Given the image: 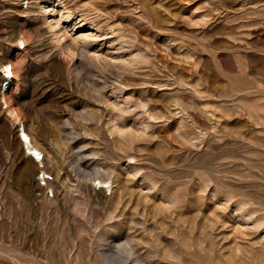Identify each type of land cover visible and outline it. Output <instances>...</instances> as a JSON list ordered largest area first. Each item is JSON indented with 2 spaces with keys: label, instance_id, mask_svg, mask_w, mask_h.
<instances>
[{
  "label": "rangeland",
  "instance_id": "1",
  "mask_svg": "<svg viewBox=\"0 0 264 264\" xmlns=\"http://www.w3.org/2000/svg\"><path fill=\"white\" fill-rule=\"evenodd\" d=\"M0 86V264H264V0H0Z\"/></svg>",
  "mask_w": 264,
  "mask_h": 264
},
{
  "label": "bare ground",
  "instance_id": "2",
  "mask_svg": "<svg viewBox=\"0 0 264 264\" xmlns=\"http://www.w3.org/2000/svg\"><path fill=\"white\" fill-rule=\"evenodd\" d=\"M48 11H51V9H49ZM8 69H9L8 66H4V67L1 68V70H2V74H3V80L6 81L5 83H3L2 92L5 91L6 85H7V83H9V80H10V78H11V76H12V75H11V71H8ZM10 70H11V68H10ZM2 82H3V81H2ZM2 82H1V86H2ZM1 86H0V87H1ZM17 136H18L19 140H21L20 137H23V139H24L25 142H26V144H25V149H26V151L24 150V147H23V144H22V148H23V152H24V154H27L28 157H29L31 160H33V157H32V156L35 155V157H36L38 160H37V161H34V160H33V161L36 162V163H39V162L42 160V154H41V152L38 150V148H37L35 145H33V144L31 143L29 137H27V135L25 134V132H24V130H23V128H22L21 125H19L18 128H17ZM21 143H22V142H21ZM39 156H41L40 159H39ZM41 176L44 177V173L41 174ZM100 188H104V186L101 185Z\"/></svg>",
  "mask_w": 264,
  "mask_h": 264
},
{
  "label": "built area",
  "instance_id": "3",
  "mask_svg": "<svg viewBox=\"0 0 264 264\" xmlns=\"http://www.w3.org/2000/svg\"><path fill=\"white\" fill-rule=\"evenodd\" d=\"M9 69H8V71H11L10 70V67H8ZM20 141L22 142V144H23V147H24V150L26 151V149H25V144H26V142H25V140L23 139V137H20ZM33 157V160L34 161H37L38 159L35 157V155H33L32 156ZM40 157L41 156H39V159H40ZM26 158H28V159H30L29 157H26ZM31 160V159H30ZM41 173V172H40ZM51 179H52V177L51 176H49V175H47L45 172H44V177H42L41 175H40V177H39V181H40V184H41V186L42 187H44V191L47 189V186H48V184H51ZM46 194V193H45ZM47 194H48V196H51V191L50 190H48L47 191Z\"/></svg>",
  "mask_w": 264,
  "mask_h": 264
},
{
  "label": "crops",
  "instance_id": "4",
  "mask_svg": "<svg viewBox=\"0 0 264 264\" xmlns=\"http://www.w3.org/2000/svg\"><path fill=\"white\" fill-rule=\"evenodd\" d=\"M25 155V157H28V155L27 154H24Z\"/></svg>",
  "mask_w": 264,
  "mask_h": 264
}]
</instances>
